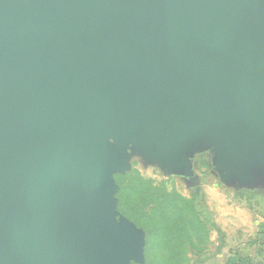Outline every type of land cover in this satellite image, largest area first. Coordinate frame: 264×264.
<instances>
[{
	"label": "water",
	"instance_id": "water-1",
	"mask_svg": "<svg viewBox=\"0 0 264 264\" xmlns=\"http://www.w3.org/2000/svg\"><path fill=\"white\" fill-rule=\"evenodd\" d=\"M202 142L264 172V0H0V264L143 263L116 152Z\"/></svg>",
	"mask_w": 264,
	"mask_h": 264
},
{
	"label": "rangeland",
	"instance_id": "rangeland-1",
	"mask_svg": "<svg viewBox=\"0 0 264 264\" xmlns=\"http://www.w3.org/2000/svg\"><path fill=\"white\" fill-rule=\"evenodd\" d=\"M153 150V147L126 144L116 152L123 168V173L117 174L137 171L157 184L165 183L170 191L195 198L208 226H235L236 230L242 226H250L249 229L264 226L263 171H254L253 180L248 183L225 179L217 168L215 149L205 142L184 153L187 165L183 167L170 166L155 158ZM213 245L211 242L208 248L212 249ZM202 257L193 252L191 264H197Z\"/></svg>",
	"mask_w": 264,
	"mask_h": 264
},
{
	"label": "trees",
	"instance_id": "trees-1",
	"mask_svg": "<svg viewBox=\"0 0 264 264\" xmlns=\"http://www.w3.org/2000/svg\"><path fill=\"white\" fill-rule=\"evenodd\" d=\"M115 179L119 213L146 235L141 264H191L193 252L206 254L210 231L195 198L170 191L165 183L157 184L137 171L117 174ZM227 264L253 262L235 255Z\"/></svg>",
	"mask_w": 264,
	"mask_h": 264
},
{
	"label": "crops",
	"instance_id": "crops-1",
	"mask_svg": "<svg viewBox=\"0 0 264 264\" xmlns=\"http://www.w3.org/2000/svg\"><path fill=\"white\" fill-rule=\"evenodd\" d=\"M249 227L236 230L235 226H208L210 244L214 245L197 264H227L235 255L249 258L253 264H264V226Z\"/></svg>",
	"mask_w": 264,
	"mask_h": 264
}]
</instances>
